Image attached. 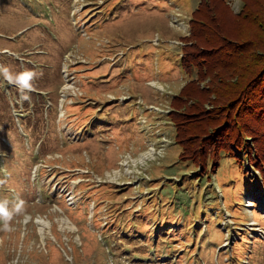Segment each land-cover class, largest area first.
<instances>
[{
  "label": "rangeland",
  "instance_id": "374dc122",
  "mask_svg": "<svg viewBox=\"0 0 264 264\" xmlns=\"http://www.w3.org/2000/svg\"><path fill=\"white\" fill-rule=\"evenodd\" d=\"M197 1L0 0V65L37 75L29 100L0 76V264H264V174L181 159L169 116Z\"/></svg>",
  "mask_w": 264,
  "mask_h": 264
},
{
  "label": "trees",
  "instance_id": "16d2710c",
  "mask_svg": "<svg viewBox=\"0 0 264 264\" xmlns=\"http://www.w3.org/2000/svg\"><path fill=\"white\" fill-rule=\"evenodd\" d=\"M240 1L235 13L226 0L197 1L180 57L189 76L169 116L181 159L204 170L239 152L264 174V0Z\"/></svg>",
  "mask_w": 264,
  "mask_h": 264
},
{
  "label": "clouds",
  "instance_id": "9594fccd",
  "mask_svg": "<svg viewBox=\"0 0 264 264\" xmlns=\"http://www.w3.org/2000/svg\"><path fill=\"white\" fill-rule=\"evenodd\" d=\"M0 76L3 77L8 84L14 85L20 94L21 100H29L31 91L33 90V81L37 78L35 71L26 69L19 73L13 74L9 67L0 65ZM4 181H0L3 184ZM9 201L7 199L0 200V221L3 222L4 230L9 229V221L12 220L13 215L19 213L23 207V201H18L10 210Z\"/></svg>",
  "mask_w": 264,
  "mask_h": 264
},
{
  "label": "built area",
  "instance_id": "2783aa9c",
  "mask_svg": "<svg viewBox=\"0 0 264 264\" xmlns=\"http://www.w3.org/2000/svg\"><path fill=\"white\" fill-rule=\"evenodd\" d=\"M74 23H76V20L73 19ZM77 63V61H76ZM71 67V63L68 62L67 60L65 61V65L63 64V67L61 68V73H62V76L64 78V81L66 83H69V82H72L73 81V74H71L69 72V68ZM70 90H68L67 88L64 87V90L61 91L60 93V97H59V103H60V106L59 108L62 109L63 108V104L64 102H66L67 100L70 101V103H74L76 100H73V98L77 99L76 97H73L71 95V93L69 92ZM83 97V94L81 96V98ZM130 98H127L126 100H129ZM87 100V99H86ZM88 101V100H87ZM122 100L119 101V103L121 102ZM137 104V103H136ZM140 121H142L141 123H145V119L143 120V116L140 117ZM77 136L78 138L81 140V135L80 133H77Z\"/></svg>",
  "mask_w": 264,
  "mask_h": 264
},
{
  "label": "crops",
  "instance_id": "0c3cea01",
  "mask_svg": "<svg viewBox=\"0 0 264 264\" xmlns=\"http://www.w3.org/2000/svg\"><path fill=\"white\" fill-rule=\"evenodd\" d=\"M80 74V72H79V70L77 69V75H79ZM87 97L89 98V96L87 95ZM91 99V98H90ZM94 101V100H93ZM96 106V110H98V112H102V110H103V107H102V105L100 104V105H95ZM118 120H120V118H118L117 119V121Z\"/></svg>",
  "mask_w": 264,
  "mask_h": 264
}]
</instances>
